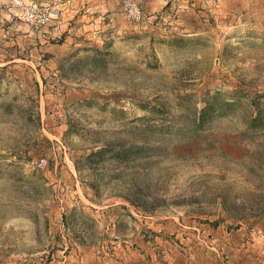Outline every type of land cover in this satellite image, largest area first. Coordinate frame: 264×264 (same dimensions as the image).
<instances>
[{
	"label": "rangeland",
	"instance_id": "1",
	"mask_svg": "<svg viewBox=\"0 0 264 264\" xmlns=\"http://www.w3.org/2000/svg\"><path fill=\"white\" fill-rule=\"evenodd\" d=\"M11 1L0 264L60 261L75 236L102 263L120 245L143 264H264V0H24L58 10L39 28ZM109 140L123 155L86 170Z\"/></svg>",
	"mask_w": 264,
	"mask_h": 264
},
{
	"label": "trees",
	"instance_id": "2",
	"mask_svg": "<svg viewBox=\"0 0 264 264\" xmlns=\"http://www.w3.org/2000/svg\"><path fill=\"white\" fill-rule=\"evenodd\" d=\"M261 97H264V95H261ZM216 101L212 102V103L211 102L206 103V106L204 108V113H203L204 115L200 119V121L198 123L199 125H203L206 122V120L204 118L205 115L209 116L214 112L213 105L216 104ZM252 104H256V101L253 100ZM225 106H231V104L226 103ZM77 128L78 127L76 125L73 126L72 124H69L68 131H70V132L71 131H78ZM115 147H116V143L113 142L112 140H109L104 144H101V145L95 144V146H92V148L85 150V152H84L85 154H83L80 157L83 158L85 160V162L87 163L86 170L91 171L92 167L96 163L104 166L109 161L117 160L119 158V156H122L123 154H119V151ZM88 151H90V152L87 153ZM74 163H75L77 171L80 173V167H79V162L77 160V157H75ZM100 182H101L100 180H96L95 176L93 177V181L89 182L90 187L92 188V190L96 194L99 193ZM138 193H136V192L132 193L133 196H124L125 201L128 202L131 206H133L138 211H142L143 213H145V212L152 213L153 210L147 209V207H149V206H150V208H152V202L148 201V199H146V198L143 199L139 195L140 193L139 194ZM64 220L66 222V217H64ZM75 237H76L77 242L80 245L88 246V242H87L86 238H84L82 236H75Z\"/></svg>",
	"mask_w": 264,
	"mask_h": 264
},
{
	"label": "crops",
	"instance_id": "3",
	"mask_svg": "<svg viewBox=\"0 0 264 264\" xmlns=\"http://www.w3.org/2000/svg\"><path fill=\"white\" fill-rule=\"evenodd\" d=\"M213 239L214 238H212V242H215ZM68 243L70 244V248H67L68 246H66L63 250L59 251V253L62 255L59 256L60 261H53L49 264H129L128 261L131 264H143V255H139L127 249H122L120 248V245L117 246L119 250H117V252L112 255V259H109L107 263H102V260L95 256L94 252L96 250L94 247L81 246L73 242L72 239H68ZM44 253L48 252L46 251ZM65 253L66 255H63ZM45 257L47 258L48 256ZM52 257L53 255L51 258Z\"/></svg>",
	"mask_w": 264,
	"mask_h": 264
},
{
	"label": "bare ground",
	"instance_id": "4",
	"mask_svg": "<svg viewBox=\"0 0 264 264\" xmlns=\"http://www.w3.org/2000/svg\"><path fill=\"white\" fill-rule=\"evenodd\" d=\"M14 6L19 7L21 10L22 18L35 25L37 28L47 25L55 19L58 14V10L49 6H43L41 4L32 2L29 5L24 4V0H12ZM19 10V9H18ZM20 17V16H19ZM45 161L39 162V167H44Z\"/></svg>",
	"mask_w": 264,
	"mask_h": 264
}]
</instances>
